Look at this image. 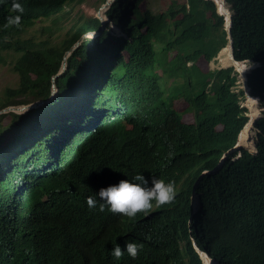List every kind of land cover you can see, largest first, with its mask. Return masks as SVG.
Listing matches in <instances>:
<instances>
[{
  "label": "trees",
  "instance_id": "trees-1",
  "mask_svg": "<svg viewBox=\"0 0 264 264\" xmlns=\"http://www.w3.org/2000/svg\"><path fill=\"white\" fill-rule=\"evenodd\" d=\"M141 1H113L106 16L127 37L109 46L99 45L105 30L84 38L54 79V99L0 115V264H62L84 198L121 179L136 182V175L180 184L174 201L92 241L78 264H203L191 237L216 264H264V123L256 124L255 155L242 150L210 172L246 121L243 92L230 91L227 69L199 73L186 66L200 56L212 60L227 44L215 3L185 0L155 13L140 9ZM75 2L0 0V53H21L12 66L18 85L3 90L1 108L23 104L16 100L22 96L47 101L65 52L101 27L98 19H79L59 45L35 43L7 23L11 9L21 6L28 24L55 34ZM226 5L233 57L259 63L246 83L251 95L262 93L264 0ZM180 100L183 111L174 106ZM185 112H193L192 123L183 121ZM192 191L199 202L194 213ZM128 242L142 245L135 258L127 251L120 259L111 255Z\"/></svg>",
  "mask_w": 264,
  "mask_h": 264
},
{
  "label": "clouds",
  "instance_id": "clouds-1",
  "mask_svg": "<svg viewBox=\"0 0 264 264\" xmlns=\"http://www.w3.org/2000/svg\"><path fill=\"white\" fill-rule=\"evenodd\" d=\"M107 1L108 0H105L104 4H106ZM113 1L114 0H112V2L108 5H111L113 3ZM224 1H225V5H226V0H224ZM225 5H224V9H226L227 13L221 12V14H220V13H218V8H217V5L215 4L217 14L221 17V24H224L223 30H225V32L227 34V40L228 41H227V44L225 46V47H227V45L229 43L230 27H231L232 21H233V13L229 10L228 7H225ZM225 14L229 15V19L225 18L226 17ZM254 19H255V17H254ZM98 20L101 23V20L99 18H98ZM27 21H29V20L22 13L21 6H19L17 8L13 7L11 9V12L8 14V17H7V23L9 25L15 26L16 29L21 32V34L19 35L20 38L31 37L35 43H38V42L43 41V40L49 41L50 36L58 34V32H55V34L45 33L44 31H41V29H40L41 23L36 22L34 24H28ZM227 21H229L228 29L226 28V25H225V22H227ZM112 23H114V22H112ZM43 25L46 26L45 24H43ZM107 26L103 28V24L101 23V27H100V30L98 32H96V31L86 32L85 34H83L86 36L83 37L80 41L75 42L71 46L70 49L74 50L84 38L96 39L98 36L101 35L102 32H104V30L106 31L105 32V38L109 37L110 35L111 36L109 38H107L106 40L104 38L103 41L99 42V45L102 44V42H104V41H105L104 43H106L107 40H108V42H111V45H112L114 43V38L116 36L118 37V36L122 35L123 37H127V34L123 30H120V32H119L117 30V28L115 27L116 31L113 32V27L110 30V29H107ZM120 29H121V27H120ZM43 35H45L47 38L46 37L41 38V36H43ZM87 35L92 36V37H87ZM230 37H231V35H230ZM231 41H232V38H231ZM59 44H57V45H59ZM51 45L53 46L56 44H51ZM107 46H109V43ZM70 49L67 50L64 54L63 60L65 59V63H66V58L73 51L72 50L70 53L67 54V52H69ZM20 56H21V53L1 52L0 53V57H1L0 67L11 64V69H12L13 63H16V61L18 60V58ZM10 57H12L13 60H9ZM63 60H62V62H63ZM234 62L243 64V62L245 63L246 61L235 60L233 57V51H232V62H230V65L227 67V71L229 69H231V75L232 76H230V74L228 73V75L230 77H233L234 74H236L237 72H239L237 74H241V72H240L241 67H240V69L234 68V65H233ZM253 64H258L257 66H254L253 68H256L259 66V63H253ZM61 66H62V64H61ZM253 68H251V70ZM65 69H66V66H65ZM224 69H226V68H224ZM60 71H61V69H60ZM59 72L57 74H59ZM249 72H247V73H249ZM247 73L245 71V73L243 74V78H245L244 88L239 89V90H242V92H243V97L240 100V105L245 110L246 121L244 122L243 126L240 128V130L237 133L235 141L233 142L234 146H235V142L237 140V137L240 134L241 129L247 124L248 121H250V116H248L247 106H246V104H243L244 101L245 102L246 101H248V102L249 101H251V102L255 101V108L253 105L250 104V112L255 113V111H260V114H261V112L263 111L262 113H264V92H262V93L258 92L257 94H253V95L250 94V91H249L247 83H246V74ZM56 75L53 76L52 83H54V79L56 77H58ZM95 78H97V76H95ZM51 91H52V86H51ZM51 91H50V93H51ZM237 91L238 90L233 91V92H237ZM52 99H54V97ZM38 101H40V100H37L34 102H38ZM48 101L49 100H47V102ZM34 102H31V103H34ZM26 104H30V103L6 106V107L1 108L0 111L5 109V108H10V107L14 108V107L23 106ZM251 107H253V108H251ZM34 108H36V107H34ZM27 110H29V109H27ZM26 111H24V112H26ZM8 112H13V113H17V114L22 113V112H15V111H5L4 113H0V115L8 113ZM255 119H257V118L255 117L254 119H252L251 125L254 127V129L256 131V139H257L258 130H257L256 124L260 125V124L264 123V115H260V119L258 121H256ZM255 142H256V140L254 141L253 146H252L253 152H250L248 149H243V150H246L249 153L255 155L257 153ZM226 148L227 147H223L220 149L221 157L218 158L219 163L216 165L217 168L215 167L210 172L216 171L221 166V164L225 161L226 158H223V155H222L223 151L222 150H228ZM200 177L193 184V190L196 187ZM134 181H136V182H133V181L128 180V179H121L120 181H118L114 185H110L107 187L102 185L97 189L96 192H94L91 195L86 196L84 198V200L82 201L81 207L75 213L74 222H73L75 235H73V233L71 231V235L66 241V250L64 252V254H66V257L64 258L62 264H78L80 258L76 259V257L79 253H81V250L83 247H87L92 241L98 240L101 237L106 238L110 235H114V234L118 233V228H120L123 223H126L129 220H134V219H137L139 217H147L150 214L154 213L156 211V209L161 208L163 206H168L169 203L174 201V198L177 195V192H176L177 184L175 186V183L172 181L165 182V180L158 179V178L146 179L143 175H136L134 177ZM196 196H197L196 193L194 191H192L191 208H192L193 213L198 208L197 207L196 209H193V207H192L195 200H197ZM80 242H83L86 244H82ZM189 245H190L191 251L193 253L197 254L200 257V260L202 262L201 255L202 254L205 255V254L202 252V250L200 249L196 240L193 237H191L189 239ZM141 247H142V245H137L136 243H132V242L126 243L124 246V249H122L119 245H116L115 248L112 249L111 255L113 257H115L116 259H120L123 256L124 251H127L128 255L130 257L135 258L138 255L139 248H141ZM207 258L210 260L208 264H210V263L216 264L214 262V260L210 259L208 256H207Z\"/></svg>",
  "mask_w": 264,
  "mask_h": 264
},
{
  "label": "rangeland",
  "instance_id": "rangeland-1",
  "mask_svg": "<svg viewBox=\"0 0 264 264\" xmlns=\"http://www.w3.org/2000/svg\"><path fill=\"white\" fill-rule=\"evenodd\" d=\"M78 0H76L75 3L66 6L65 11L69 12V16L67 19L63 20L61 23H63L64 28L63 30H61L60 32H58L57 35H52L49 37V41L51 42V44H59L65 37H66V32H68L69 27L72 25V23H75L76 21H78L79 19H85L86 21L90 20V19H100L101 23L103 24V28L106 27L107 25V29H112L113 27V32L117 30L120 32V24H118L117 22L112 23L110 21V19L106 16V13L109 9V6H104L105 4V0H80L79 2H77ZM185 3V0H142L139 4V8L140 9H145L147 7L151 6V9L153 10V12L155 13H164L165 11L168 10V8L171 5H174L179 7L182 4ZM220 4V3H219ZM225 7H227V5H225ZM218 8V7H217ZM130 12V11H129ZM127 12V13H129ZM218 13L221 14V12L218 9ZM177 18H181V14L178 15ZM224 24H221V28L224 29L223 27ZM116 27V28H115ZM111 36V35H110ZM109 36V37H110ZM46 36L43 35L41 36V38H45ZM87 37H92L87 35ZM109 37H106L105 40ZM47 38V37H46ZM105 42V41H104ZM102 42V44L104 45H108V40L106 41V43ZM100 44V45H102ZM102 45V46H103ZM219 52L218 55L216 57H214L212 60L208 61L206 60L204 57H199L196 58V60H188L186 62V66L190 67V66H194L198 69L199 73H206L207 71L210 70H221L224 69L230 65V61L228 60V56H226L227 54L225 53H221ZM93 60L95 59V53L92 54ZM9 60H13L12 57L9 58ZM258 64H253L251 62H243V64H240L241 67V74H234L233 78V82L232 84H230L229 89L230 91H236L239 90L240 88H244V80L245 78H243V74L247 72H249L251 70V68H253L254 66H257ZM235 67V66H234ZM228 73L231 75V69L228 70ZM229 76V77H230ZM164 86L168 87L169 85V80L167 79V77H164ZM18 85V76L17 74L11 69V64L6 65V66H1L0 67V95L3 92V90L7 87H16ZM16 100H18V102H22L23 104L25 103H30L31 102V98L29 96H22L20 98H17ZM15 100V101H16ZM243 104H246L247 109H248V116H249V112H250V104L254 106L255 108V101L251 102V101H244ZM186 103L183 100H180L178 102L175 103V109L178 111H183L186 108ZM1 108V107H0ZM253 108V107H251ZM23 113V112H22ZM21 113V114H22ZM183 121L185 123H192L193 122V112H185V114L183 115ZM252 126V125H251ZM246 136L249 140L247 142L245 141V143L240 144V134L237 137V140L235 142V146L234 143H230L226 149L228 150H222L223 153V158H228L229 156H233L235 155H239V153H241V151L243 149H248L250 152H253L252 150V146L254 141L256 140V131L254 129V127L252 126V129H247L246 130ZM239 145V146H238ZM233 146V147H232ZM217 168V167H216ZM180 184H177V187H179ZM195 200V199H194ZM199 205V202L197 200H195V202L193 203L192 207L193 209H196ZM201 259L203 264H208L209 263V259L207 258V256L205 255H201ZM187 261V258L185 259Z\"/></svg>",
  "mask_w": 264,
  "mask_h": 264
},
{
  "label": "water",
  "instance_id": "water-1",
  "mask_svg": "<svg viewBox=\"0 0 264 264\" xmlns=\"http://www.w3.org/2000/svg\"><path fill=\"white\" fill-rule=\"evenodd\" d=\"M111 2H112V0H108L104 6H107V5L110 4ZM221 2H222V3H221V10H220V12H223L224 5H225V1L222 0ZM228 35H229V34H228ZM85 36H86V35L81 36L80 39H79L78 41H80V40H81L83 37H85ZM231 46H232V41H231V37H230V35H229V43H228V45H227V48H229V50H230V55L232 56V47H231ZM72 50H73V49H70V51L67 52V54L70 53ZM65 66H66V63H65V59H64L63 62H62L61 71H60L59 74H57L56 76H60L62 73H64V71H65ZM54 78H55V77H54ZM55 93H56V87H55V84L52 83V91H51V93H50V97L48 98V100H51V99L54 97ZM45 102H47V101H46V100H40V101H38V102H34V103H30V104H26V105H23V106H18V107H14V108H13V107L5 108V109L1 110L0 113H4L5 111L24 112V111H26L27 109L34 108V107H38V106L42 105V104L45 103ZM210 264H212V263H210Z\"/></svg>",
  "mask_w": 264,
  "mask_h": 264
},
{
  "label": "bare ground",
  "instance_id": "bare-ground-1",
  "mask_svg": "<svg viewBox=\"0 0 264 264\" xmlns=\"http://www.w3.org/2000/svg\"><path fill=\"white\" fill-rule=\"evenodd\" d=\"M216 5H217V7H218V9H219V11L221 10V1L222 0H212ZM220 3V4H219ZM223 12H226V9H223ZM227 13V12H226ZM225 16L227 17V19H229V15H226L225 14ZM225 17V18H226ZM228 24H229V21H227V22H225V25H226V28L228 29ZM221 53L223 52V53H225V54H227L226 56H228V60L230 61V62H232V56L230 55V50H229V48H227V47H224L221 51H220ZM220 53V54H221ZM240 64L241 63H235L234 62V68H237V69H240ZM233 69V68H232ZM237 73H239V72H237ZM97 78H99L98 76H97ZM263 112V111H262ZM261 112V114H260V111H255V113H253V112H250L249 113V116H250V121H248L247 122V124L241 129V131H240V137H241V139H240V144H242V143H245V141H249L250 140V138L251 137H249V140H248V138H247V136H246V130L247 129H252V126H251V124H252V119H254L255 117L257 118V119H255L256 121H258L259 119H260V115H264V113H262ZM259 117V118H258ZM239 146V145H238ZM207 264V263H206Z\"/></svg>",
  "mask_w": 264,
  "mask_h": 264
}]
</instances>
